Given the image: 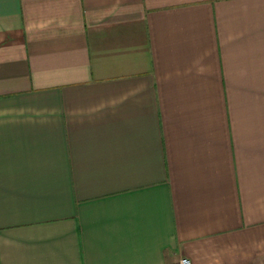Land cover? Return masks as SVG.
<instances>
[{
    "label": "crops",
    "instance_id": "crops-1",
    "mask_svg": "<svg viewBox=\"0 0 264 264\" xmlns=\"http://www.w3.org/2000/svg\"><path fill=\"white\" fill-rule=\"evenodd\" d=\"M264 264V0H0V264Z\"/></svg>",
    "mask_w": 264,
    "mask_h": 264
},
{
    "label": "built area",
    "instance_id": "built-area-1",
    "mask_svg": "<svg viewBox=\"0 0 264 264\" xmlns=\"http://www.w3.org/2000/svg\"><path fill=\"white\" fill-rule=\"evenodd\" d=\"M176 264H191L189 258L183 256V257H180L178 262Z\"/></svg>",
    "mask_w": 264,
    "mask_h": 264
}]
</instances>
